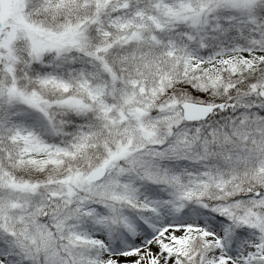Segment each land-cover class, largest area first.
<instances>
[{
  "label": "snow or ice",
  "instance_id": "6c2138e0",
  "mask_svg": "<svg viewBox=\"0 0 264 264\" xmlns=\"http://www.w3.org/2000/svg\"><path fill=\"white\" fill-rule=\"evenodd\" d=\"M0 264H264V0H0Z\"/></svg>",
  "mask_w": 264,
  "mask_h": 264
}]
</instances>
